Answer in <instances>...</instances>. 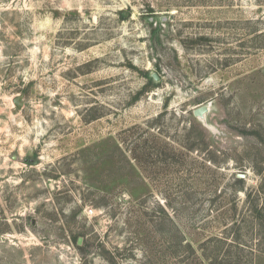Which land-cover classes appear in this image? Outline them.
I'll return each instance as SVG.
<instances>
[{
    "label": "rangeland",
    "instance_id": "rangeland-1",
    "mask_svg": "<svg viewBox=\"0 0 264 264\" xmlns=\"http://www.w3.org/2000/svg\"><path fill=\"white\" fill-rule=\"evenodd\" d=\"M0 264H264V0H0Z\"/></svg>",
    "mask_w": 264,
    "mask_h": 264
},
{
    "label": "water",
    "instance_id": "water-1",
    "mask_svg": "<svg viewBox=\"0 0 264 264\" xmlns=\"http://www.w3.org/2000/svg\"><path fill=\"white\" fill-rule=\"evenodd\" d=\"M154 78H156V76H154ZM208 111V106L207 105H203V106H200L199 108L195 109L193 111V114L195 116H203L206 112ZM239 176L243 177L244 175L243 174H240Z\"/></svg>",
    "mask_w": 264,
    "mask_h": 264
},
{
    "label": "built area",
    "instance_id": "built-area-1",
    "mask_svg": "<svg viewBox=\"0 0 264 264\" xmlns=\"http://www.w3.org/2000/svg\"><path fill=\"white\" fill-rule=\"evenodd\" d=\"M86 211H88V212H91V211H92V209H90V208H89V209H87Z\"/></svg>",
    "mask_w": 264,
    "mask_h": 264
},
{
    "label": "bare ground",
    "instance_id": "bare-ground-1",
    "mask_svg": "<svg viewBox=\"0 0 264 264\" xmlns=\"http://www.w3.org/2000/svg\"><path fill=\"white\" fill-rule=\"evenodd\" d=\"M201 117V119L203 118V116H200ZM203 121H204V119H202Z\"/></svg>",
    "mask_w": 264,
    "mask_h": 264
}]
</instances>
